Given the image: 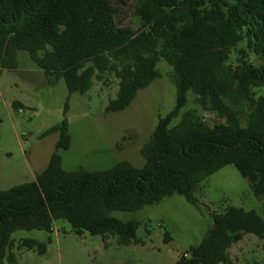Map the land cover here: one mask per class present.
Wrapping results in <instances>:
<instances>
[{
  "label": "trees",
  "instance_id": "trees-1",
  "mask_svg": "<svg viewBox=\"0 0 264 264\" xmlns=\"http://www.w3.org/2000/svg\"><path fill=\"white\" fill-rule=\"evenodd\" d=\"M133 15L138 30L117 22L112 0H0V73L19 69L25 51L48 77L64 78L70 96L115 74L119 90L107 113L126 110L159 79L162 61L172 67L177 89L175 108L142 148L141 168L122 161L104 171H66L55 152L34 181L0 190V264H19V247L45 254L61 220L78 235L138 243L140 222L113 212H138L176 194L198 206L199 185L227 165L250 182L264 211V0H136ZM190 92L193 107L186 109ZM205 112L224 121L211 126ZM50 133L59 134L57 150L70 148L66 117ZM213 220L177 264H232L233 244L247 234L264 240V218L255 210L229 206ZM19 230L44 231L48 241L17 243Z\"/></svg>",
  "mask_w": 264,
  "mask_h": 264
},
{
  "label": "rangeland",
  "instance_id": "rangeland-1",
  "mask_svg": "<svg viewBox=\"0 0 264 264\" xmlns=\"http://www.w3.org/2000/svg\"><path fill=\"white\" fill-rule=\"evenodd\" d=\"M135 1L112 0L119 11L117 22L138 30L142 24L133 15ZM243 47L244 44L232 52L233 63ZM250 57L256 64L262 62L253 54ZM19 61V69L0 73V190L34 181L55 152L62 157L66 171H104L122 161L141 168L145 164L143 146L160 118L176 106L173 69L165 61L158 65L159 79L140 90L126 110L112 113L105 109L119 90L120 80L115 74L95 79L85 94L70 96L65 79L48 77L27 52H19ZM260 92L264 93V88ZM69 96V111L65 114ZM192 98L190 92L186 109L193 107ZM14 102L22 107L17 110ZM202 115L211 126L224 121L213 112ZM65 117L69 121L71 146L57 150L59 134L47 131ZM194 195L198 206L176 194L138 212H113L123 221L140 222V242L130 246H121L115 236L104 240L89 232L78 235L69 222L57 221L47 252L40 254L19 247L15 250L19 264H177L188 259L189 250L203 241L213 227L215 213L234 206L255 210L264 218L262 200L234 165H227L204 180ZM48 237L40 230H19L13 235L17 243L25 239L45 243ZM229 254L232 264H264V240L247 234L233 244Z\"/></svg>",
  "mask_w": 264,
  "mask_h": 264
}]
</instances>
